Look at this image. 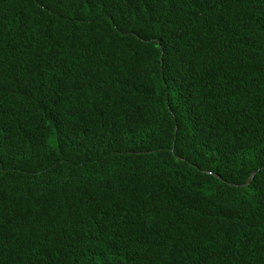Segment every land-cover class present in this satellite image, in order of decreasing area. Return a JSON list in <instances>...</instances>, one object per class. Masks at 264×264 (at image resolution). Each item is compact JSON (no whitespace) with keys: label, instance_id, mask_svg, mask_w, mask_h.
<instances>
[{"label":"trees","instance_id":"obj_1","mask_svg":"<svg viewBox=\"0 0 264 264\" xmlns=\"http://www.w3.org/2000/svg\"><path fill=\"white\" fill-rule=\"evenodd\" d=\"M0 264H264V0H0Z\"/></svg>","mask_w":264,"mask_h":264}]
</instances>
